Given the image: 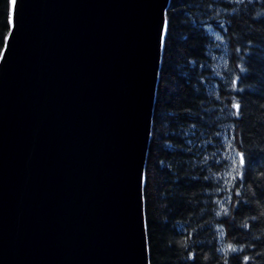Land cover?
<instances>
[{
	"label": "water",
	"instance_id": "95a60500",
	"mask_svg": "<svg viewBox=\"0 0 264 264\" xmlns=\"http://www.w3.org/2000/svg\"><path fill=\"white\" fill-rule=\"evenodd\" d=\"M170 3L18 0L0 60V264H150Z\"/></svg>",
	"mask_w": 264,
	"mask_h": 264
},
{
	"label": "trees",
	"instance_id": "16d2710c",
	"mask_svg": "<svg viewBox=\"0 0 264 264\" xmlns=\"http://www.w3.org/2000/svg\"><path fill=\"white\" fill-rule=\"evenodd\" d=\"M10 18L0 0V50ZM167 22L145 169L150 264H264V0H171Z\"/></svg>",
	"mask_w": 264,
	"mask_h": 264
},
{
	"label": "snow or ice",
	"instance_id": "6c2138e0",
	"mask_svg": "<svg viewBox=\"0 0 264 264\" xmlns=\"http://www.w3.org/2000/svg\"><path fill=\"white\" fill-rule=\"evenodd\" d=\"M10 2H11L12 9H13V18L10 19V21H9V25H10V28L14 29V27H15V22H14V11H15V7H16V5H17L18 0H10ZM167 28H168V25H167V23H165V25H164V27H163V30H162V35L165 37V42H166ZM11 36H12V31H9V32L7 33L6 40H7V38H10ZM7 48H8V43L6 42V43L4 44V50H0V60H3V59L5 58V51L7 50ZM233 108L236 110V114L239 115V113H240V109H241V105H240L239 103H234V104H233ZM239 165H240L241 167L245 165V156H244L243 153H240V154H239ZM233 171L235 172L236 169H233ZM239 175H240V178L243 179V173H239ZM232 179L235 180V179H236V176H233ZM237 195H239V193H237ZM223 212H224L225 214H227L228 209H226V208L223 209ZM229 250H230V251H236V249L232 248L231 245H229ZM247 259H248V258L246 257L245 260H247Z\"/></svg>",
	"mask_w": 264,
	"mask_h": 264
}]
</instances>
